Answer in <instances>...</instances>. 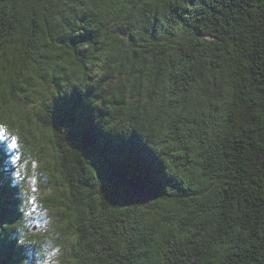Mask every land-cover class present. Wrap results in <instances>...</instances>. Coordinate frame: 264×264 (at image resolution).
<instances>
[{"label":"trees","instance_id":"16d2710c","mask_svg":"<svg viewBox=\"0 0 264 264\" xmlns=\"http://www.w3.org/2000/svg\"><path fill=\"white\" fill-rule=\"evenodd\" d=\"M138 2L108 0L120 26L98 28L94 0H0V264L40 245L24 224L33 156L72 237L67 264H264V0ZM85 32L99 33L87 64L112 85L95 122L69 103L93 86ZM132 177L158 198L142 203Z\"/></svg>","mask_w":264,"mask_h":264},{"label":"snow or ice","instance_id":"6c2138e0","mask_svg":"<svg viewBox=\"0 0 264 264\" xmlns=\"http://www.w3.org/2000/svg\"><path fill=\"white\" fill-rule=\"evenodd\" d=\"M160 2L161 0H139V2L135 6L138 10L147 9V12L151 13L155 7L159 6ZM107 4H108V0H105V6L101 7L99 6L100 0H94V3L89 4L85 9H83V11H88L90 9L91 12L97 13L95 17H89V19L90 20L95 19L97 21L98 28L110 27L112 24H116L117 26H120L119 22L115 18H109L102 14L105 12L110 13L113 11L111 7L106 6ZM119 6L125 7L123 0H121ZM127 7L131 9L133 5L128 4ZM125 14L128 15V13ZM141 19L142 17L136 16L134 13H132L130 15L129 20L124 25V27L129 31L131 30L128 29L127 27L129 24L132 26V28H138ZM98 35H99L98 32L95 33L85 32L83 35L79 37V40L77 41L78 43L81 44V47L83 49V51L81 52V56L84 58L82 60V63L89 68L88 76L92 77L91 84L93 86L89 88L87 95H82L81 93L77 92L73 97V99L69 102L72 111L80 114H86L88 117L92 118L94 122L97 117L99 118V120L104 119V116L108 109V105L113 99V97L109 96L108 94L111 91V87H112L109 81V77L106 75L104 79H100L99 75L92 71V66L87 64L89 50H92L94 48V45H96L95 37ZM84 41H86V43H84ZM95 51L97 55H101L98 48H96ZM80 71L83 72L84 68L81 67ZM106 81L109 82L106 83ZM105 89H107V91H105ZM106 123L107 122L105 121V124ZM97 127L98 128L100 127L98 123H97ZM100 130L103 131L104 129L100 128ZM0 131H3V129L0 128ZM111 131H114V129H110V132ZM151 135H152L151 130H146L144 132L146 143L148 140L151 139ZM7 147H11L12 149H15L17 147L16 139L12 138L11 144L8 145ZM145 152L147 153V156L151 164L157 169H159V175L161 176V178L167 179V177L163 176V170L159 165V157L154 156L150 152H147V148H145ZM149 178L150 177L147 174H145V176L143 177V179H149ZM172 179L174 180L175 178L173 177ZM128 182L129 183L137 182V178H129ZM169 182L171 183L172 181L170 180ZM109 194L113 196H120L123 195V192L113 190Z\"/></svg>","mask_w":264,"mask_h":264},{"label":"rangeland","instance_id":"374dc122","mask_svg":"<svg viewBox=\"0 0 264 264\" xmlns=\"http://www.w3.org/2000/svg\"><path fill=\"white\" fill-rule=\"evenodd\" d=\"M43 164L38 157L33 156L29 168L24 169L23 173L26 195L24 224L27 229L31 228V233L36 234V243L40 244L27 264H67L72 237L59 231L58 213L46 207L44 202L51 196L53 186L50 177L42 172Z\"/></svg>","mask_w":264,"mask_h":264},{"label":"water","instance_id":"95a60500","mask_svg":"<svg viewBox=\"0 0 264 264\" xmlns=\"http://www.w3.org/2000/svg\"><path fill=\"white\" fill-rule=\"evenodd\" d=\"M82 142L84 145H87L89 141L87 139H82ZM128 180L126 181L127 189L132 192V194L137 196L142 203L150 202L158 198V192L156 190H152L142 179L137 178V182L134 183H129Z\"/></svg>","mask_w":264,"mask_h":264}]
</instances>
